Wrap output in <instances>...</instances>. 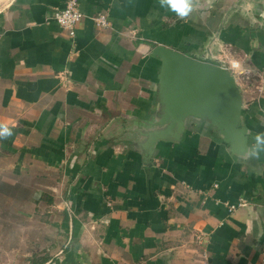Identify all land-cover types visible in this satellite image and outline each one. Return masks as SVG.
Wrapping results in <instances>:
<instances>
[{"label":"crops","instance_id":"1","mask_svg":"<svg viewBox=\"0 0 264 264\" xmlns=\"http://www.w3.org/2000/svg\"><path fill=\"white\" fill-rule=\"evenodd\" d=\"M239 1L197 0L181 19L157 0H79L72 38L51 18L65 0H0V123L13 131L0 139V264H264V152L249 155L264 131V0ZM100 11L111 27L95 26ZM157 45L240 65L246 149L200 120L152 140Z\"/></svg>","mask_w":264,"mask_h":264},{"label":"water","instance_id":"2","mask_svg":"<svg viewBox=\"0 0 264 264\" xmlns=\"http://www.w3.org/2000/svg\"><path fill=\"white\" fill-rule=\"evenodd\" d=\"M213 42L214 38L207 47L211 60ZM152 54L161 61L157 82L159 105L150 122L152 140L179 141L191 120H200L209 123L234 152L246 149L249 129L243 94L226 65L164 45H157Z\"/></svg>","mask_w":264,"mask_h":264},{"label":"built area","instance_id":"3","mask_svg":"<svg viewBox=\"0 0 264 264\" xmlns=\"http://www.w3.org/2000/svg\"><path fill=\"white\" fill-rule=\"evenodd\" d=\"M85 14L80 8L79 0H65V4L62 8L56 9L51 18L59 24L62 30H64L68 36L74 38L76 36L77 27L84 19ZM95 26L97 28H109L112 22L109 15L106 12L100 11L91 16ZM227 69L236 77L237 81H241L245 74L240 65L229 64L226 65ZM246 204V201H242L239 205ZM236 205H231L230 209H235ZM262 257L264 260V249L262 250Z\"/></svg>","mask_w":264,"mask_h":264},{"label":"clouds","instance_id":"4","mask_svg":"<svg viewBox=\"0 0 264 264\" xmlns=\"http://www.w3.org/2000/svg\"><path fill=\"white\" fill-rule=\"evenodd\" d=\"M157 2L162 9L175 13L181 19L190 17L198 6L197 0H157ZM12 135V128L7 123H0V139H7ZM252 139L249 155L258 156L264 152V131L256 132Z\"/></svg>","mask_w":264,"mask_h":264},{"label":"rangeland","instance_id":"5","mask_svg":"<svg viewBox=\"0 0 264 264\" xmlns=\"http://www.w3.org/2000/svg\"><path fill=\"white\" fill-rule=\"evenodd\" d=\"M253 86H252V94H253V96L251 97V98H253L254 96H257V94H258V92H259V79H255V80H253Z\"/></svg>","mask_w":264,"mask_h":264}]
</instances>
